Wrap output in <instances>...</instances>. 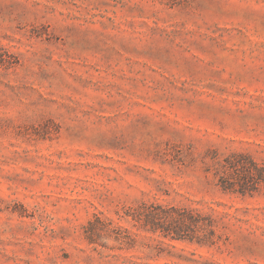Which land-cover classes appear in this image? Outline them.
Masks as SVG:
<instances>
[{
	"label": "rangeland",
	"instance_id": "obj_1",
	"mask_svg": "<svg viewBox=\"0 0 264 264\" xmlns=\"http://www.w3.org/2000/svg\"><path fill=\"white\" fill-rule=\"evenodd\" d=\"M0 48V264H264V192L204 171L264 165V0H0ZM142 200L241 220L175 241L119 218ZM95 213L157 249L90 245Z\"/></svg>",
	"mask_w": 264,
	"mask_h": 264
},
{
	"label": "trees",
	"instance_id": "obj_2",
	"mask_svg": "<svg viewBox=\"0 0 264 264\" xmlns=\"http://www.w3.org/2000/svg\"><path fill=\"white\" fill-rule=\"evenodd\" d=\"M18 61L4 48H0V67L8 69ZM204 171L212 173L216 185L225 193L254 196L264 192V165L247 152H233L221 157L218 151H208ZM119 218L132 223L138 231L160 234L175 241H189L206 247L221 248L230 243L231 226L237 216L225 213L221 216L213 210L205 211L192 205L164 204L156 201H140L124 209ZM84 238L96 248L108 251H131L140 246L148 254L138 259L145 260L158 244L153 246L146 238L128 228L115 224L102 213H95L84 227ZM132 260V259H130ZM129 263H132L129 262ZM132 264H142L133 262Z\"/></svg>",
	"mask_w": 264,
	"mask_h": 264
}]
</instances>
